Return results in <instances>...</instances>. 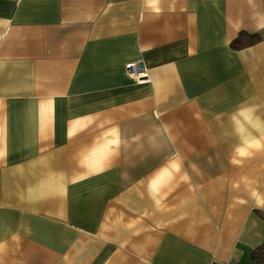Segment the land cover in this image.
Instances as JSON below:
<instances>
[{"label": "crops", "instance_id": "1", "mask_svg": "<svg viewBox=\"0 0 264 264\" xmlns=\"http://www.w3.org/2000/svg\"><path fill=\"white\" fill-rule=\"evenodd\" d=\"M262 242L264 0H0V264H253Z\"/></svg>", "mask_w": 264, "mask_h": 264}, {"label": "trees", "instance_id": "2", "mask_svg": "<svg viewBox=\"0 0 264 264\" xmlns=\"http://www.w3.org/2000/svg\"><path fill=\"white\" fill-rule=\"evenodd\" d=\"M258 38L259 37L255 34L249 35L243 39L239 38L235 41V44H233V47L240 48V47L250 45L254 43L255 41H257ZM251 259L253 261V264H264V242H262L252 251Z\"/></svg>", "mask_w": 264, "mask_h": 264}, {"label": "built area", "instance_id": "3", "mask_svg": "<svg viewBox=\"0 0 264 264\" xmlns=\"http://www.w3.org/2000/svg\"><path fill=\"white\" fill-rule=\"evenodd\" d=\"M127 73L136 80L138 83L148 82L147 67L141 62H128L125 65Z\"/></svg>", "mask_w": 264, "mask_h": 264}]
</instances>
